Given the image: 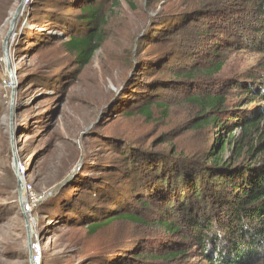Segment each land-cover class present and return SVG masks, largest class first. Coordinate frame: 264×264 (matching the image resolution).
I'll return each mask as SVG.
<instances>
[{"label": "rangeland", "instance_id": "obj_1", "mask_svg": "<svg viewBox=\"0 0 264 264\" xmlns=\"http://www.w3.org/2000/svg\"><path fill=\"white\" fill-rule=\"evenodd\" d=\"M42 1H27L16 23L7 64L3 41L23 0H0V264H31L25 228L28 217L20 207L15 163L27 171L35 196L28 206L36 229L28 223L32 242L38 240L43 249L42 264L134 261L137 253L179 241L181 237H170L152 225L114 221L96 234L88 227L104 221L97 212H123L157 190L138 180H146L147 169H155L157 163H131L136 152L151 150L153 161V156L165 151L199 160L214 144L217 130L196 129L192 124L195 111L185 96L193 93L195 83L179 87L182 80L178 79L177 86L168 90V82L184 70L204 69L209 52L214 53V46L225 39L243 35L254 43L255 33L251 36L243 29L262 24L242 16L246 11L240 4L246 8V2L240 0H229L237 3L232 12H226L223 2L221 10L212 7L215 11L205 18L203 12L196 13L204 9L206 0H135V9L124 0H92L102 6L108 26L101 49L81 69L55 43L66 41L71 26L61 29L52 24L50 11L56 9ZM84 1L88 0H64L62 7H69L70 18ZM163 33H167L164 38L154 42ZM238 48L221 50L219 55L226 63L221 73L213 81H199L206 91H224L230 106L245 105L236 82L264 85V50ZM138 59L144 68L154 67L157 59L161 69L152 72V78L138 73L139 80L132 81L137 65L133 60ZM152 79L158 85L142 92L143 82ZM149 94L156 104L152 119L137 109L140 99ZM159 103L168 109L167 117L161 114ZM260 105L257 101L250 107H238L236 113L258 111ZM95 192L101 200L94 198ZM152 201L155 210L150 211V218L154 221L165 206ZM175 264L208 262L193 250Z\"/></svg>", "mask_w": 264, "mask_h": 264}, {"label": "trees", "instance_id": "obj_2", "mask_svg": "<svg viewBox=\"0 0 264 264\" xmlns=\"http://www.w3.org/2000/svg\"><path fill=\"white\" fill-rule=\"evenodd\" d=\"M63 1L42 2L56 9V12L50 11L52 24L61 29L71 26L65 35L66 41L55 43L60 46L63 54L73 57L74 62L84 69L90 65L104 44L108 23L103 16L102 6L96 5L95 1L82 2L76 14L70 18L69 7L67 10L63 9ZM124 1L135 9V0ZM241 1L246 2V8L240 4V8L246 11L242 16L262 24L260 28L253 25L251 29H243L245 32H251V36L255 33L254 43L244 39L243 35L236 36L233 40L225 39V43H217L214 46V53L209 52L204 69L194 67L191 71L184 70L178 73L175 80L168 82V85H171L168 90L175 88L178 84L176 81L179 80H182L179 87H189L190 83H195L193 93L184 97L186 103L195 111L192 124L196 129L217 130L214 144L203 152L199 160L165 151L158 157L153 156L156 160L153 161L151 150L136 152L131 163H157L156 170L147 169V174L144 172L148 175L146 180L137 177L143 184L157 187V190L151 195L139 198L123 212L116 210L110 215L97 212L103 217L102 222L89 226L86 219L83 221L93 234L114 221H125L134 226L152 225L164 229L170 237H181L179 241L173 239L163 247H156L152 252L147 249L142 254L137 253L134 261L125 258L116 264H175L180 263L193 250L208 264H264V85L236 82L235 88L242 92L243 101L245 100V105L241 106H230L228 95L224 91L219 89L214 92L213 88L206 91L207 89L199 85L202 78L213 81L223 70L226 63L219 55L221 50H232L239 46V50L252 46L264 50V0ZM223 2H226V12H232L237 7V3H229V0H206L204 9L195 13L199 15L203 12L202 17L208 16L217 8V11L221 10L219 6ZM212 7H215V10H212ZM43 17H46V13ZM241 24H245L244 20ZM166 34L154 37V42L160 41ZM249 43L251 44L248 45ZM139 60H133V64ZM139 64L136 65L132 81L138 78V73L151 76L152 72L161 69L157 59L152 68H144V65ZM157 83L153 79L143 82L142 92H148L151 87L155 88ZM153 99V95L149 94L138 103L137 109L139 108L141 114L148 119L153 118L152 109L156 106ZM257 101L262 103L258 111L236 113L238 107H250ZM157 106L161 114L167 117L168 109L165 104L159 103ZM239 131L241 134L237 136L236 132ZM165 140L166 138L161 142L164 143ZM147 180L150 183H147ZM97 195L95 192L93 196L98 200ZM152 196L155 202L165 206L163 214L154 221L150 218V211L153 213L155 210ZM113 200L115 201L114 198Z\"/></svg>", "mask_w": 264, "mask_h": 264}, {"label": "water", "instance_id": "obj_3", "mask_svg": "<svg viewBox=\"0 0 264 264\" xmlns=\"http://www.w3.org/2000/svg\"><path fill=\"white\" fill-rule=\"evenodd\" d=\"M28 0H23V2L19 5V7L17 8V10L15 11L12 20H11V25H10V29L6 35V37L4 38L3 41V57L6 60V63L9 64V58H10V44L12 39L16 36V30H17V26L16 23L19 19V17H21L24 13V11L27 8V2ZM12 81H14V77L12 75L11 70H8ZM14 169L16 172V177H17V181H18V195H19V202H20V207L21 210L24 214V216L26 215L24 212V197H23V189H24V184H23V180L20 176V170L19 167L17 166V164H14ZM26 218V216H25ZM25 228H26V232H27V245H28V249L30 251V263L32 264V255H31V247H32V240H31V235H30V228H29V223L27 221V219L25 220Z\"/></svg>", "mask_w": 264, "mask_h": 264}, {"label": "built area", "instance_id": "obj_4", "mask_svg": "<svg viewBox=\"0 0 264 264\" xmlns=\"http://www.w3.org/2000/svg\"><path fill=\"white\" fill-rule=\"evenodd\" d=\"M13 45V44H12ZM11 45V46H12ZM12 83L9 82V86L12 87ZM20 176L23 180L24 189H23V195H24V212L28 217V221L30 223L31 228L36 229L35 225L37 224V221L32 217L30 213V207L28 206L29 201H35V196L32 191L31 185L27 182V171H25V168H19ZM41 245L38 240L36 242H32L31 247V254H32V264H42L43 262V249L40 247Z\"/></svg>", "mask_w": 264, "mask_h": 264}, {"label": "bare ground", "instance_id": "obj_5", "mask_svg": "<svg viewBox=\"0 0 264 264\" xmlns=\"http://www.w3.org/2000/svg\"><path fill=\"white\" fill-rule=\"evenodd\" d=\"M27 4H28V2H26ZM15 38H16V36L14 37V39H13V41H15ZM14 43V42H13ZM12 47V46H11ZM23 197H24V195H23ZM24 200H25V198H23Z\"/></svg>", "mask_w": 264, "mask_h": 264}]
</instances>
